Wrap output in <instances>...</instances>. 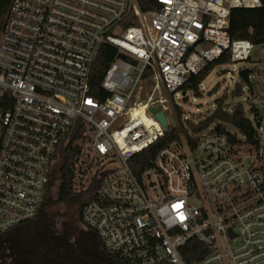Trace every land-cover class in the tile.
<instances>
[{
    "label": "built area",
    "instance_id": "obj_1",
    "mask_svg": "<svg viewBox=\"0 0 264 264\" xmlns=\"http://www.w3.org/2000/svg\"><path fill=\"white\" fill-rule=\"evenodd\" d=\"M154 2L158 10L143 11L138 0H12L0 33V235L40 215L58 156L79 135L74 188L98 183L81 224L117 264H264L256 107L257 116L253 105L247 115L253 143L210 128L189 131L146 168L137 157L166 133L150 112L171 111L163 93L177 96L226 51L229 63L250 60L254 45L230 39L229 17L262 1ZM103 47L116 53L101 82L104 99L90 87ZM149 80L154 87L140 99ZM192 241L207 251L188 263Z\"/></svg>",
    "mask_w": 264,
    "mask_h": 264
},
{
    "label": "trees",
    "instance_id": "obj_2",
    "mask_svg": "<svg viewBox=\"0 0 264 264\" xmlns=\"http://www.w3.org/2000/svg\"><path fill=\"white\" fill-rule=\"evenodd\" d=\"M261 1L262 6L260 8H238L231 11L228 34L232 41L248 40L254 46L264 44V0ZM138 2L143 11L159 9L158 3L154 2V0H138ZM11 3L12 0H0V33L8 18ZM125 24L128 26L136 23L131 19L130 22ZM115 54L114 50L103 47L93 66L90 78L91 91L92 94L98 95L102 99L105 97L101 87L103 75L114 60ZM229 62L230 53L226 51L222 57L209 63L198 75L192 76L182 88V92L186 93L187 91H192L194 94L198 95L200 85L208 77L209 73L216 66L228 64ZM250 76L251 71L248 69H242L239 72V77L248 85H250ZM249 90L252 91V88ZM242 93H244L242 91V86L237 83L234 87L233 96H241ZM176 111L179 121H181L180 125L168 129L162 138L137 155V157H139L138 159L142 161L141 168L148 167L161 150L174 143L180 142L181 136L189 137V131L201 133L212 128L215 133L230 135L231 141L234 142L236 141V137L231 135V130H235L240 135L244 136L247 142H254L255 128L251 119L246 115L242 103H237L231 107L230 105H226L225 98L221 97L216 99L214 109L197 122L184 120L182 118L183 113L181 107L177 106ZM250 111L257 116V110L254 106L251 107ZM256 120L258 123V119ZM78 138L79 135H76L68 147L58 156L63 157V162L59 168L60 183L58 187V200L72 207L80 222H82V211L87 203L95 199L98 183H92L84 191H76L74 188L75 168L72 164V160L78 153V149L74 145V142ZM195 144L196 142H192V146H195ZM134 168L135 171L138 172V168L135 165ZM7 234L9 233L0 235V239ZM188 248L193 249L196 253L193 256L184 254V259L188 263L202 259L207 251L206 247L198 241H192Z\"/></svg>",
    "mask_w": 264,
    "mask_h": 264
},
{
    "label": "rangeland",
    "instance_id": "obj_3",
    "mask_svg": "<svg viewBox=\"0 0 264 264\" xmlns=\"http://www.w3.org/2000/svg\"><path fill=\"white\" fill-rule=\"evenodd\" d=\"M241 69L251 71L250 85L245 83L239 74L231 73V70L239 72ZM237 83L247 88L241 96H233L234 87ZM154 84L155 82L151 80L143 82L139 98L144 100L153 89ZM250 88L252 91L249 90ZM182 94V91H178L177 96L162 94L169 101L171 109L170 112L166 113L168 129L178 127L181 123L176 111L177 106L181 107L183 119L197 122L214 109L215 100L221 97L225 98L226 105L231 107L237 103H242L246 115H249L250 105L256 107L262 117L261 126L264 128V44L254 46L248 61L216 66L200 85L198 95L192 91H187L185 98L182 99ZM138 116L140 117V115ZM62 162L63 157L60 156L53 167L46 202L39 218L40 221L50 227V232H55V237L63 238L65 243L70 244L71 242H67V240L82 234L85 230H83V225L74 209L58 200L59 168ZM32 231V225H24L13 229L0 239V264H24L25 259L31 258L32 252H34ZM86 231L92 236L95 234V231L91 229Z\"/></svg>",
    "mask_w": 264,
    "mask_h": 264
},
{
    "label": "flooded vegetation",
    "instance_id": "obj_4",
    "mask_svg": "<svg viewBox=\"0 0 264 264\" xmlns=\"http://www.w3.org/2000/svg\"><path fill=\"white\" fill-rule=\"evenodd\" d=\"M40 215L25 224L32 225L34 252L30 259H25L24 264H117L102 249L98 238L87 233L84 227L85 232L67 240L71 242L67 244L63 238L55 237V232H50V227L40 221Z\"/></svg>",
    "mask_w": 264,
    "mask_h": 264
},
{
    "label": "water",
    "instance_id": "obj_5",
    "mask_svg": "<svg viewBox=\"0 0 264 264\" xmlns=\"http://www.w3.org/2000/svg\"><path fill=\"white\" fill-rule=\"evenodd\" d=\"M185 92H183V96H185ZM150 112L153 113V114H156V118L157 120L161 123V126L163 127V130L166 132L167 131V120L165 118V115L163 112H161L160 108L158 109H154V108H151L150 109Z\"/></svg>",
    "mask_w": 264,
    "mask_h": 264
},
{
    "label": "bare ground",
    "instance_id": "obj_6",
    "mask_svg": "<svg viewBox=\"0 0 264 264\" xmlns=\"http://www.w3.org/2000/svg\"><path fill=\"white\" fill-rule=\"evenodd\" d=\"M138 115H140V117L145 121L147 122V116L146 114L144 113V111L140 110L139 112H137Z\"/></svg>",
    "mask_w": 264,
    "mask_h": 264
},
{
    "label": "crops",
    "instance_id": "obj_7",
    "mask_svg": "<svg viewBox=\"0 0 264 264\" xmlns=\"http://www.w3.org/2000/svg\"><path fill=\"white\" fill-rule=\"evenodd\" d=\"M44 209V208H43Z\"/></svg>",
    "mask_w": 264,
    "mask_h": 264
}]
</instances>
